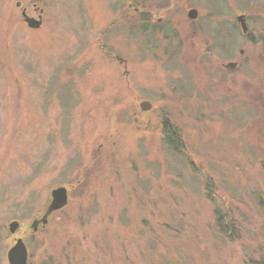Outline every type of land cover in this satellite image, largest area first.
Instances as JSON below:
<instances>
[{
  "label": "rangeland",
  "instance_id": "1",
  "mask_svg": "<svg viewBox=\"0 0 264 264\" xmlns=\"http://www.w3.org/2000/svg\"><path fill=\"white\" fill-rule=\"evenodd\" d=\"M17 238L28 264L264 262V0H0V264Z\"/></svg>",
  "mask_w": 264,
  "mask_h": 264
},
{
  "label": "trees",
  "instance_id": "2",
  "mask_svg": "<svg viewBox=\"0 0 264 264\" xmlns=\"http://www.w3.org/2000/svg\"><path fill=\"white\" fill-rule=\"evenodd\" d=\"M139 19V27L141 31L147 30V23L142 21L144 14L140 16ZM163 140L164 143L172 149L175 153H177L180 157L182 156L181 153L184 151V143L181 136V133L177 127H173L169 124L168 121H163ZM185 153V152H184ZM187 164L192 163V160H185ZM191 169L194 171V166L192 165ZM204 187L206 198L211 202L213 208V218H214V226L223 236L228 237L229 239H236L239 237V231L236 228V224L232 220L231 215L228 211L224 208L222 204V200L216 196L214 192V183L211 179H204ZM251 264H264L263 261H251Z\"/></svg>",
  "mask_w": 264,
  "mask_h": 264
},
{
  "label": "water",
  "instance_id": "3",
  "mask_svg": "<svg viewBox=\"0 0 264 264\" xmlns=\"http://www.w3.org/2000/svg\"><path fill=\"white\" fill-rule=\"evenodd\" d=\"M18 5V3H17ZM21 15L26 22V24L31 28H37L41 23V17L39 16V19H35L34 17L28 16L23 9L21 11ZM197 12L195 9H190L188 12V16L190 18H196ZM237 21L240 23V26L243 31H246V23L243 15H238L236 17ZM228 65H233L232 63H229ZM150 103L148 101H142L140 103V108L143 110L149 109ZM67 189L64 186H58L51 190V201L48 204L44 214L40 218H35L32 221V228L36 229L38 224H45L47 221L48 215L60 208H62L67 203ZM18 222L12 221L9 223L8 228L10 232H14V230L17 228ZM7 262L8 264H28L27 261V248L26 244L21 238H17L15 240V243L7 250L6 253Z\"/></svg>",
  "mask_w": 264,
  "mask_h": 264
},
{
  "label": "flooded vegetation",
  "instance_id": "4",
  "mask_svg": "<svg viewBox=\"0 0 264 264\" xmlns=\"http://www.w3.org/2000/svg\"><path fill=\"white\" fill-rule=\"evenodd\" d=\"M23 9L25 10V8H22V10H23ZM22 10H21V11H22ZM25 12H26V11H25ZM28 16H29V15H28ZM39 16H40V15H38V18H37V19H39ZM244 21H245V20H244ZM245 23H246V22H245Z\"/></svg>",
  "mask_w": 264,
  "mask_h": 264
}]
</instances>
